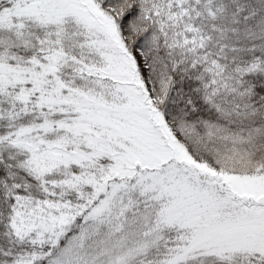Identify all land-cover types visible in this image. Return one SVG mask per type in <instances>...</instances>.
Masks as SVG:
<instances>
[{"label": "snow or ice", "instance_id": "obj_1", "mask_svg": "<svg viewBox=\"0 0 264 264\" xmlns=\"http://www.w3.org/2000/svg\"><path fill=\"white\" fill-rule=\"evenodd\" d=\"M0 264H264V0H0Z\"/></svg>", "mask_w": 264, "mask_h": 264}]
</instances>
